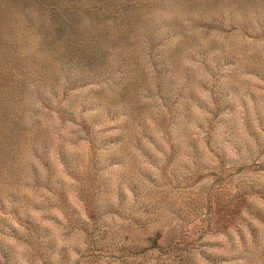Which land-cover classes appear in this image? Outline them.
<instances>
[{
  "label": "rangeland",
  "instance_id": "obj_1",
  "mask_svg": "<svg viewBox=\"0 0 264 264\" xmlns=\"http://www.w3.org/2000/svg\"><path fill=\"white\" fill-rule=\"evenodd\" d=\"M0 264H264V0H0Z\"/></svg>",
  "mask_w": 264,
  "mask_h": 264
}]
</instances>
